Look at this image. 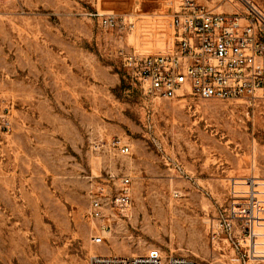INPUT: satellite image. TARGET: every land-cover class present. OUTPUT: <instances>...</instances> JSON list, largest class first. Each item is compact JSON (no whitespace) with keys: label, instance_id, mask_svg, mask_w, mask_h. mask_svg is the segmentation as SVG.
<instances>
[{"label":"rangeland","instance_id":"rangeland-1","mask_svg":"<svg viewBox=\"0 0 264 264\" xmlns=\"http://www.w3.org/2000/svg\"><path fill=\"white\" fill-rule=\"evenodd\" d=\"M177 5L0 0V101L14 114L12 131L0 134V264H89L92 255L151 249L244 264L211 226L229 206L231 178L236 189L264 180V98L253 107L245 99H155L119 58L122 47L171 50ZM109 13L117 26L102 23ZM117 139L129 155L109 147ZM124 176L132 204L122 213L112 201ZM91 196L109 201L101 245L92 243Z\"/></svg>","mask_w":264,"mask_h":264},{"label":"built area","instance_id":"built-area-1","mask_svg":"<svg viewBox=\"0 0 264 264\" xmlns=\"http://www.w3.org/2000/svg\"><path fill=\"white\" fill-rule=\"evenodd\" d=\"M237 3L239 6L232 4V10H218L194 0H178L171 15L172 50L145 54L122 47V67L145 95L155 99H245L253 107L264 98V9L254 0ZM101 16L106 27L117 26L112 13ZM13 124V104L3 106L0 101V134L10 133ZM109 147L121 155L131 152L130 145L118 139ZM175 168L184 173L179 165ZM236 182L237 178L230 179L231 201L214 218L212 238L217 240L222 234V243L237 256L233 260L246 264L245 258L249 257V261L251 258L264 264V180H245L242 189H236ZM121 184L112 204L125 213L132 204L130 177H122ZM108 207L105 198L91 196L88 214L95 245L104 242L108 226L103 219ZM89 264L199 263L185 256H164L159 249H151L131 256L92 255Z\"/></svg>","mask_w":264,"mask_h":264},{"label":"bare ground","instance_id":"bare-ground-1","mask_svg":"<svg viewBox=\"0 0 264 264\" xmlns=\"http://www.w3.org/2000/svg\"><path fill=\"white\" fill-rule=\"evenodd\" d=\"M171 40H172V47H173V39L171 38ZM171 50H172V49H171ZM171 50H169V51H171ZM169 51H168V52H169ZM164 53H165V52H164Z\"/></svg>","mask_w":264,"mask_h":264}]
</instances>
